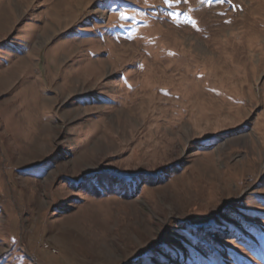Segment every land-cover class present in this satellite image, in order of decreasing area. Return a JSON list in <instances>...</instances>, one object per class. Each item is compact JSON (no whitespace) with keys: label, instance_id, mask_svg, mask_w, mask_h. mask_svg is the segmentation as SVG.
Instances as JSON below:
<instances>
[{"label":"rangeland","instance_id":"rangeland-1","mask_svg":"<svg viewBox=\"0 0 264 264\" xmlns=\"http://www.w3.org/2000/svg\"><path fill=\"white\" fill-rule=\"evenodd\" d=\"M177 220L237 238L179 264H264V0H0V264H140Z\"/></svg>","mask_w":264,"mask_h":264},{"label":"snow or ice","instance_id":"snow-or-ice-1","mask_svg":"<svg viewBox=\"0 0 264 264\" xmlns=\"http://www.w3.org/2000/svg\"><path fill=\"white\" fill-rule=\"evenodd\" d=\"M221 3L224 0H220ZM231 2V0H229ZM121 181L127 180L129 177L125 173L119 174ZM132 178L135 175L132 174ZM211 217H207L206 221H211ZM202 229L196 225L191 224L190 221L177 220L173 224H166L165 229L161 230V236L154 244L146 247L140 254L142 258L140 264H172L173 254L176 256V264H179L180 253L191 255L192 253H202L203 244L207 242L208 236H218L221 232L228 231L232 239H237L228 227L226 222H217L215 224L209 223L205 236H200ZM167 235H164V233ZM182 240L183 243H177ZM243 243V241H238ZM187 244L188 247H184ZM235 247V245H233ZM151 253V255H149ZM195 264V262H194Z\"/></svg>","mask_w":264,"mask_h":264},{"label":"trees","instance_id":"trees-1","mask_svg":"<svg viewBox=\"0 0 264 264\" xmlns=\"http://www.w3.org/2000/svg\"><path fill=\"white\" fill-rule=\"evenodd\" d=\"M103 180V179H102ZM261 238H264L262 235L260 236ZM208 249V248H207ZM211 252H213V251H207L206 253H205V255H212V257H213V254H211ZM190 257H192V256H190ZM197 258H198V256H197ZM216 258L214 257V258H212V260H215ZM204 264H208V262L207 261H204L203 262ZM216 264H221L220 262H217Z\"/></svg>","mask_w":264,"mask_h":264}]
</instances>
